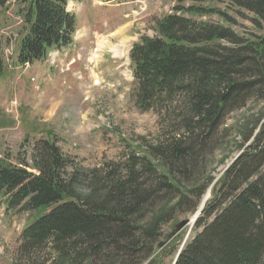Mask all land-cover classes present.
I'll return each instance as SVG.
<instances>
[{"label":"trees","instance_id":"16d2710c","mask_svg":"<svg viewBox=\"0 0 264 264\" xmlns=\"http://www.w3.org/2000/svg\"><path fill=\"white\" fill-rule=\"evenodd\" d=\"M69 1L17 0L23 25L16 64L72 43L76 20L66 10ZM226 1L264 26V0ZM174 10L156 22L158 35L141 36L129 52L135 103L157 113V141L132 148L119 163L90 169L68 168L54 137L35 140L29 164L0 160L4 207L33 217L20 233L24 264H139L154 249L161 224L185 203L181 184L225 116L251 99L264 101V33L245 38L220 23L177 13L225 15L213 8ZM261 118L244 127L242 151L212 185L195 234L173 264H264ZM211 180L191 188L198 202L190 211Z\"/></svg>","mask_w":264,"mask_h":264},{"label":"rangeland","instance_id":"374dc122","mask_svg":"<svg viewBox=\"0 0 264 264\" xmlns=\"http://www.w3.org/2000/svg\"><path fill=\"white\" fill-rule=\"evenodd\" d=\"M8 1L0 0V42L5 54L4 58L2 53L0 73V160L18 166L30 163L32 145L40 137H54L69 158L67 167L83 169L107 162L119 163L132 148L145 147L160 138L162 130L157 113L141 111L135 103V82L128 53L141 36L158 35L156 22L173 12L175 6L222 11L224 16L177 13L220 23L245 38L264 33L263 24L256 21L253 13L226 0H140L144 2V10L133 17L128 14L138 5L137 0H73L67 6L76 20L72 45L52 49L45 59L20 66L15 63V49L23 19L17 0ZM123 39H127V48L116 55L112 47ZM258 118L264 119V101L255 99L225 116L217 133L199 151L192 176L181 184L187 194L185 203L176 207L167 223L161 224L154 249L139 264H147L152 257L155 258L152 264L174 263L183 243L195 234L194 223L201 203L242 151L239 144L243 141L244 127L251 126ZM48 130L54 135L48 134ZM210 178L196 209L190 211L198 202L191 188L200 184L204 187ZM5 200L6 197H0V264H16L15 260L24 264L20 233L33 217L30 211L7 210ZM183 219L188 224L169 239L168 234Z\"/></svg>","mask_w":264,"mask_h":264},{"label":"water","instance_id":"95a60500","mask_svg":"<svg viewBox=\"0 0 264 264\" xmlns=\"http://www.w3.org/2000/svg\"><path fill=\"white\" fill-rule=\"evenodd\" d=\"M202 205L203 204H201L199 209H201ZM188 222L189 221L187 219H183V220L179 221L178 224L176 225V227L168 234V238L169 239L172 238L173 235L177 234V232H179L182 228H184L188 224ZM166 241H168V240H166ZM159 245H162V242H160Z\"/></svg>","mask_w":264,"mask_h":264},{"label":"bare ground","instance_id":"6f19581e","mask_svg":"<svg viewBox=\"0 0 264 264\" xmlns=\"http://www.w3.org/2000/svg\"><path fill=\"white\" fill-rule=\"evenodd\" d=\"M127 39H123L122 41L119 42L118 45H115L112 47L113 52L118 55L122 54V52L127 48ZM109 45V44H108Z\"/></svg>","mask_w":264,"mask_h":264}]
</instances>
